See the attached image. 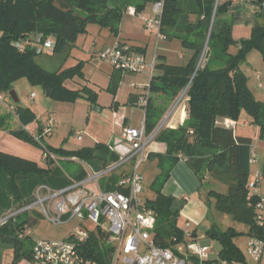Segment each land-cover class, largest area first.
Segmentation results:
<instances>
[{"label":"trees","instance_id":"obj_1","mask_svg":"<svg viewBox=\"0 0 264 264\" xmlns=\"http://www.w3.org/2000/svg\"><path fill=\"white\" fill-rule=\"evenodd\" d=\"M159 1L162 0H131L130 3L127 0H0V96L10 93L14 82L27 78L33 85H42L46 95L55 101L95 100L96 95L89 93L87 97L85 89L67 88L66 82L74 76V69L50 72L37 63V58L44 54L37 53L36 40L41 37L39 44H43L52 39L55 44L53 55H56L66 46L75 44L90 24L107 28L118 37L120 24L130 7L142 12L148 4ZM260 3L264 7V0ZM230 6V1L223 0H164L162 33L166 40H179L188 55L181 65L168 63L166 56H157L150 93L173 100L187 90L188 119L175 129L162 128L155 139L167 146L166 157L158 156L161 174L153 184L156 197L147 202L157 214L154 239L160 247H168L174 239L184 238V232L176 224L178 202L162 193L171 169L180 159L198 177L201 188L208 180L227 188L225 194L209 192L208 196L215 199L216 210L246 225L248 238H264V228L258 220L263 213L257 209L262 201L259 196L250 197L248 188L253 141L225 125L226 120L237 122L246 115L252 125L260 128L264 138V103L254 97L248 78L241 71L249 51L260 50L264 59V23L255 25L251 38L236 42L232 36L233 24L226 19ZM207 39V49L211 52L208 60L205 58L208 50L204 49ZM25 42L30 45L21 51L17 44ZM232 47H237L234 54L230 53ZM131 49L143 53L142 49ZM219 62L223 66H218ZM118 87L115 74L108 90L116 96ZM21 109L16 112L25 128L37 122L32 110ZM163 113L162 109L154 108L149 99L148 135L156 131ZM181 113L185 117V111L181 110ZM16 135L38 143L25 130ZM43 149L62 160L83 162L94 171L120 162V156L106 144L75 151L45 146ZM151 157L149 155V159ZM45 163L48 167L42 168L37 162L0 151V217L14 207L25 205L42 184L54 189L69 184L66 171L56 161L48 159ZM86 175L83 170L74 178L81 180ZM261 176L264 180V164ZM119 180L120 176L115 174L109 179L111 183ZM102 186L106 191L113 190L105 183ZM26 225L27 220L19 216L0 227V241L14 249V264L31 255L32 246L27 249L24 242L29 237L20 238ZM192 235L196 238L197 231ZM107 237L106 233L94 231L84 246L86 256L98 264H109L112 248L107 246ZM219 260L247 264L246 257L233 245L222 251Z\"/></svg>","mask_w":264,"mask_h":264},{"label":"rangeland","instance_id":"obj_2","mask_svg":"<svg viewBox=\"0 0 264 264\" xmlns=\"http://www.w3.org/2000/svg\"><path fill=\"white\" fill-rule=\"evenodd\" d=\"M127 1L129 3L131 2V0ZM153 7L154 4L152 3L147 5L145 10L147 18L153 17ZM129 20L125 16L121 22V26H124L122 36L124 39L132 37L131 34L133 32L127 29L125 30V26L129 25ZM143 20L145 22L147 21L146 18ZM140 27L141 31L145 28L142 21H140ZM234 40L236 42L241 41ZM138 41L148 44V52L150 55L160 53L162 49L166 48L170 51L167 54L170 57V64L183 63L182 59L179 58V54L182 52V46L177 42L160 41L157 43L155 35L149 31L148 33L143 31ZM208 41L207 39L205 42V51L208 50ZM116 43L117 39L109 29L97 24H90L87 27V32L80 35L75 44L66 46L61 53L39 56L37 63L47 71L56 72L74 69V76L66 82L67 88L75 91L85 89L88 92L86 94L87 97L90 94H95L96 99L78 98L75 102L55 101L46 95L42 85H33L27 78L14 82L13 90L18 94L20 103L15 104L10 97V93L3 94L4 100L2 102L0 100V151L31 161H37L40 167L45 168L48 165L43 160V146L55 150L65 149L67 151H75L83 147H95L99 143H106L109 138L121 139L122 130L116 123L124 117V114L116 112L114 107L116 104L115 101L119 100L108 90L110 81L115 74H119L117 79L119 80L118 89L121 95V105L130 109L128 118L134 123L137 122L139 127L144 119L145 109L141 110L135 105L134 95L138 93L139 95H144L142 96L143 99L147 97V90H142L141 88L149 84L150 77L148 74L131 75L117 73L110 64L100 58L101 52L106 47L115 46ZM236 51L237 47H232L230 53L234 54ZM220 65L223 66L219 62L218 66ZM241 71L247 76L248 85L254 97L264 103V59L262 52L258 49L249 51L245 61L241 64ZM258 73H262L261 80L256 78ZM132 84H135L136 87H131ZM259 84L263 86L261 89L258 88ZM32 94L36 96L34 100H31ZM154 96V93L149 95V98L153 101V105ZM129 100L130 102H126ZM163 105H167V112L163 116L159 127L163 126L162 128H167L169 122L172 121L179 109L185 108V97L181 93L176 99L172 100V98H169L167 103L164 102ZM10 106H14L16 110L18 108H22L21 110H32L36 115L37 122L25 128L19 121V114L15 115L9 110ZM94 108L102 110V113L96 112ZM245 119H249V117L246 115L242 116L239 120L240 122L237 121L234 124V129L238 130V135L251 137L253 143H255L254 132L258 126L250 125L243 127V121ZM49 121L53 122L51 128L52 133L51 135H43L38 130L37 125L45 127ZM21 130H25L26 133L31 134L38 143L19 138L16 132ZM77 133H82L81 139H79ZM155 144V142L152 143L149 150H153ZM152 161L144 163L139 170L140 174L144 177L143 198L146 201L155 199L156 193L153 188V183H155L161 171L158 161L154 162V159ZM57 164L73 177L84 170L80 161L74 162L59 159ZM136 164V160L127 163L115 173V176H120L124 171L130 172ZM212 190L219 193H227V188L218 182H204L202 190L198 194V199L202 204V212L206 217L204 224L196 230L178 214L176 215L178 228L183 232L189 230L193 234L197 231L198 235H203L205 237L203 244L210 248L211 258L213 260H219L222 251L233 245L239 249L249 262L246 253L249 228L244 224L236 222L230 215L216 210L215 199L208 196ZM261 213L264 215V211ZM21 217L24 220L33 218L28 222L27 226V229L31 232V236L29 239H24L27 249L37 240H64L69 237L70 233L79 223L76 220L71 224L54 226L42 219L37 212L26 213ZM13 259V247L0 241V264H14ZM22 261L17 264H20Z\"/></svg>","mask_w":264,"mask_h":264},{"label":"built area","instance_id":"obj_3","mask_svg":"<svg viewBox=\"0 0 264 264\" xmlns=\"http://www.w3.org/2000/svg\"><path fill=\"white\" fill-rule=\"evenodd\" d=\"M163 10L164 0L155 3L153 17L146 24L150 31L156 33L158 41L166 40L162 33ZM40 40L41 37L36 40L37 53L53 55L54 41L48 39L45 43L39 44ZM29 45L30 42H25L17 44V47L24 51ZM100 58L110 64L115 72L149 75V84L142 87L148 93L147 97L141 100L145 109L144 119L139 127H125L117 121L116 124L123 131V142L128 148L127 153L121 156L120 162L99 171H94L81 162L87 174L85 178L77 180L69 177V184L60 189L42 184L33 194L35 198L33 203L14 207L2 216L0 227L30 212H37L42 219L54 226L71 224L76 220L79 222L64 240L35 241L30 257L23 259L20 264H98L84 252L85 244L97 230L108 235L106 243L112 248L109 264H237L226 260H213L210 248L203 244L205 237L197 235L194 238L189 230L184 232L183 240L174 239L168 247L157 245L154 239L157 214L143 198L144 178L139 172L141 166L149 161V147L163 127L160 126L151 135L147 134L146 112L157 56L153 55L148 59L145 54L129 46L117 44L106 47ZM259 87L262 88V85L259 84ZM186 92L187 90L183 92L184 97ZM31 99H35V94H32ZM0 100L1 102L4 100L2 95ZM9 110L17 115L14 106H10ZM52 124V121L48 122L43 129V135H51ZM225 125L231 126L234 123L226 120ZM77 135L81 139L82 133ZM48 159L59 162L58 157L44 149L43 160L46 162ZM134 160L137 164L130 172L121 173L120 180L116 183L109 181L112 175ZM256 160V150L253 147L251 164ZM71 161L78 162L75 159ZM261 180L260 175L249 182L250 197L259 196ZM102 182L113 187V190H104ZM257 209L260 212L264 210L262 202L258 204ZM258 220L259 225L264 228L263 215L259 216ZM30 236L31 232L27 227L20 234L21 239ZM247 254L253 264H264V238H249Z\"/></svg>","mask_w":264,"mask_h":264},{"label":"crops","instance_id":"obj_4","mask_svg":"<svg viewBox=\"0 0 264 264\" xmlns=\"http://www.w3.org/2000/svg\"><path fill=\"white\" fill-rule=\"evenodd\" d=\"M184 1H186V0H184ZM223 1H230L231 2L229 14L226 16V19L233 24L232 36L234 39L242 40V39L251 38L252 33H253V28L255 27V25L257 23H264V7L261 6L260 0H223ZM145 10H146V8H145ZM145 10L142 12H137L136 7H133V6L128 9L125 16H127L130 20L128 21L129 25L125 26V30L127 29V30L133 32L131 34L132 37H130L129 39L122 38L123 32H124V26H121V24H122L121 23L119 35H118V37H116V39H117L116 45L121 44V45H126L129 47H133V48L142 49V52L146 55V57L148 59H151V57L153 55L166 56L167 62L170 63V57L167 55L170 52L168 49L164 48L161 50V52H163V53L160 52V53H154L153 55H150L148 52V44H146L142 41H138L139 36L142 34L143 31L144 32L146 31L147 33L149 31L151 34H154L156 39H157L156 33L153 31H150L147 28V26L145 25V24H147V21L152 18V17H149V18L146 17ZM134 12H135V14H133ZM145 18L147 20L146 22H145V20H143ZM192 20H194V17H192ZM140 21L143 22V26L145 27L144 29H142V31H141V27H140ZM159 42L160 41L157 40V43H159ZM164 42H171V43L177 42V43H179V45L182 46V44L179 40H173V41L164 40ZM187 55L188 54L186 52H184V49L182 48V52H181V54H179V58L182 59V61L184 62L187 58ZM175 64H177V63H175ZM178 65H181V64H178ZM118 76H119V74H117V77ZM261 77H262V73H258L256 76V78L258 80H261ZM120 78H122V76H120ZM118 82H119V80H118ZM131 87H136V85L132 84ZM258 88H260L259 85H258ZM142 96H144V95H139L138 93H136L134 95V100L136 101L135 105L138 106V108H140L141 110H144V108L141 104V100L143 99ZM120 97H121L120 90L117 89L116 99L119 101H115L116 104L114 107H115L116 112H120L121 114H124L123 115L124 117L121 118L120 120H118V123L121 122L123 124V126H125V127H138L137 122L134 123L128 118V116H129L128 114H129L130 109L128 107H123L121 105L122 103L120 101ZM168 99H169V97L164 96V95H155L154 96V108H157L158 110L162 109L164 111L163 116H165V114L167 112V107H166L167 105L165 106V105H163V103L164 102L167 103ZM126 102H130V100L126 101ZM181 110L185 111V117L183 116L184 114L181 113ZM187 119H188V113H187L186 108H184V109L181 108V109H179L178 113L174 116L172 121L169 122L168 128L175 129V128L179 127L180 125H182ZM228 121H231V120H228ZM160 122H159V124H160ZM231 122H233L234 124L237 123L234 121H231ZM159 124H158V128H160ZM36 125H34V126H36ZM250 125H252L250 119H245L243 121V127H247ZM41 126L42 125H40V126L37 125L40 133H42L43 129L45 128L44 126H42V127ZM117 126L119 127V125H117ZM228 127L234 129V125H231ZM119 128L122 130L121 127H119ZM234 130H235L236 134H238V130H236V129H234ZM261 135H262L261 130L259 127H257V129L254 132V138L256 141H255V143H253V147L256 150L257 160L254 164H252L250 181L255 180L258 176L261 175L262 167L264 164V138H262ZM243 137H246V136H243ZM81 138H82V136H81ZM248 138H251V137H248ZM155 143L156 144H155L153 150H151V149L149 150V155L152 156L149 159V161L153 162L152 161L153 159H154V162L158 161L159 169H160L161 159H159L158 156L166 157L165 155L167 153V146H166V144L161 143V142H155ZM99 144L108 145L113 152H115L117 155L120 156V158L122 155L126 154L127 150H128L127 146L123 142V131H122V138L121 139L109 138L106 143H99ZM83 148H93V147L88 146V147H83ZM34 162H37V161H34ZM80 173L81 172L76 174V176L79 175ZM160 174H161V171L159 172L158 176H160ZM66 175L68 177H73V176L69 175L67 172H66ZM208 181H210V180H208ZM201 190H202V188H201L200 180L193 173V171L190 169V167L187 165V163L183 159H180V161L171 169L170 177L162 188V193L165 196L173 197L177 200V202H178L177 209L179 211L181 218L184 219V221L186 223H189L196 230L199 229V227L202 226V224H204V222L206 221V217H205L204 213L202 212V204L198 199V194H200ZM259 197H260V199L264 205V180H261V182L259 183ZM32 219L33 218L27 219L26 227L28 226V222L31 221ZM248 241H249V239L247 240V243H246V253H247ZM247 257H248V254H247ZM248 259H249V257H248ZM246 263L247 264H253L250 261V259H249V262L246 259ZM237 264H242V263H237Z\"/></svg>","mask_w":264,"mask_h":264},{"label":"water","instance_id":"obj_5","mask_svg":"<svg viewBox=\"0 0 264 264\" xmlns=\"http://www.w3.org/2000/svg\"><path fill=\"white\" fill-rule=\"evenodd\" d=\"M210 55H211V52H210V51H207V53H206V57H205L206 60L209 59ZM201 61H202V59H201ZM201 61H200V64H201ZM200 64H199V65H200ZM10 97H11L12 101H13L15 104H19V103H20V98H19L18 94H17L14 90H12V91L10 92ZM94 110H95L96 112H98V113H102V110H100V109H98V108H94ZM34 200H35L34 196H31V197L27 200V203H28V204H31V203L34 202Z\"/></svg>","mask_w":264,"mask_h":264}]
</instances>
